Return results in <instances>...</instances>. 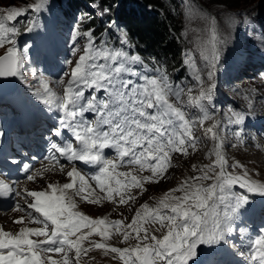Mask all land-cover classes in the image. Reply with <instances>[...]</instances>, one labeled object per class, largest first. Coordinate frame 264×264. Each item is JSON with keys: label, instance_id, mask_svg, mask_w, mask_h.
<instances>
[{"label": "snow or ice", "instance_id": "1", "mask_svg": "<svg viewBox=\"0 0 264 264\" xmlns=\"http://www.w3.org/2000/svg\"><path fill=\"white\" fill-rule=\"evenodd\" d=\"M50 3L35 0L24 8L0 10V49H4L0 78L27 83L26 74L31 71L36 84L29 86L28 94L42 106L40 111L51 114L47 159L53 167L59 165L61 173L66 167L61 158L71 165L66 172L69 182L50 183L42 191H21L15 181L0 179V200L23 197L25 206L16 202L12 210L26 212L29 223L39 225L21 227L16 234L0 227V264H81L82 256L92 250L112 254L121 264H234L228 258L235 255L244 264H264V227L252 235L246 224V219L257 216L264 220V181L253 179L238 161L229 164L223 152L228 126H237L234 135L243 141L246 113L230 110L226 123L213 115L215 73L223 42L216 18L189 6L187 15L198 11L205 26L189 41L194 46L183 52L188 75L176 80L155 57L146 61L132 51L128 32L116 21L109 18L105 25L114 40L103 35L98 40L95 29L76 27L64 58L70 71H64L53 88L52 81L30 67L29 46L21 47L18 39L40 26L37 19H27L29 11L38 15L49 10ZM92 7L109 15L113 5L105 6V0H100ZM183 35L187 37V30ZM80 52L75 62L69 58ZM53 53L60 55L55 40ZM197 55L204 62L202 67L197 65ZM193 81L200 88L198 95L189 87ZM209 120L214 122L204 129V138L196 136V128ZM4 136L0 129V138ZM205 139L213 145L207 154L210 163L193 164L194 175L182 179L153 204H141L130 223L92 218L79 210L77 198L89 204L106 200L116 206L128 205L147 192L145 184H159L167 178L174 155L186 157L199 151ZM106 149L114 155L106 156ZM77 162L96 171L82 173ZM129 166V171L118 170ZM20 170L28 173L27 180L35 181L53 168L33 172L31 165L22 164ZM144 171L149 174H134ZM132 189H139L138 195ZM24 221L21 216L13 222ZM117 235L127 247L108 243ZM235 236L245 251H232L237 248ZM57 255L59 259L54 258Z\"/></svg>", "mask_w": 264, "mask_h": 264}, {"label": "rangeland", "instance_id": "2", "mask_svg": "<svg viewBox=\"0 0 264 264\" xmlns=\"http://www.w3.org/2000/svg\"><path fill=\"white\" fill-rule=\"evenodd\" d=\"M176 1L178 11L181 14L182 34L180 44L183 46V51L179 60L180 66L171 68L169 70L171 76H169L174 78L173 80H176L177 78L188 75V70L183 64V52L194 46L192 43H189V41L194 40L198 31L203 29L205 25L198 11H195L191 17L187 15V12L189 6L194 10L203 9L205 13L216 18L218 30L223 41L220 47L218 62L220 75L215 78V82L217 81L218 85L215 90L216 111L213 115L215 119L222 120L226 123V114L229 113L230 110L244 112L247 118L242 126L243 133L249 130L248 135L254 134L250 132V130H256L257 126L250 124L251 122L256 120V118H260L264 125V66L260 65L258 68H255L259 63L256 61V55L250 54L254 48L250 46L249 42L251 41L250 39H257V37L264 41V34L259 31V28L263 30L264 0ZM34 2L35 0H0V10H6L11 7L24 8ZM91 5V3L90 5L81 3L80 7L83 12L85 11V13H89L91 16L96 15L98 16L97 18H99V14ZM28 14H30V11ZM71 22L73 21H70V23ZM67 28L72 33L76 27L74 24H71L67 26ZM186 30L188 35L185 38L183 33ZM26 34L27 33H24L18 38L21 47L28 43V37L25 38ZM255 35L257 36L255 37ZM69 38L70 35L68 36V39ZM84 42L83 38H81L79 41L81 47H83ZM2 53H4V49H0V54ZM81 54L83 53H78V55ZM221 61L223 62L221 63ZM203 63L204 62L197 55V65L202 67ZM241 63L243 64L241 65ZM182 66L186 69L185 71H183ZM233 66V72L227 70L232 69ZM178 73L183 75L180 76ZM208 83L207 81L205 82V88L208 87ZM189 87L193 88V95L199 94L200 88L195 85L194 81L189 83ZM216 92H218L217 96ZM222 100L225 102L223 105L220 104ZM213 122V120H209L205 122L202 128L197 127L195 135L204 138V129L210 127ZM246 122H250L248 123L250 125L247 127ZM234 127L237 128L235 125H230L224 131L223 152L229 164L238 161L248 169L253 179L259 181L260 179H264V171L262 168V166L264 167V131H260L261 133L257 135L258 139L255 143L253 139L247 135L248 143L244 138L243 141H241L235 137L234 132L236 130H233ZM243 136L245 135L243 134ZM203 145L199 146V151L192 152L189 156L181 157L174 155L172 159L173 167L169 169L167 178L162 180L159 184H147V192L143 196H139L138 199L131 201L128 205L114 206L112 204H104L103 206H98L95 204H82L80 208L83 209L84 212L91 214L93 216L92 218L107 217L110 219L112 217H118L124 220L125 223H130L141 204L146 201L150 205L153 204L155 200L161 197L167 190L176 187L182 179L194 175L195 173L191 171V166L193 164L200 166L210 163L207 152H209L213 145L211 141L207 139ZM233 145H235V147H233ZM138 193L139 191H137L135 195H138ZM160 234L161 233H157V235ZM92 239L99 240V237L94 236ZM108 243L116 247L128 246V244L122 242V237L118 235L108 241ZM129 243H135V241H130ZM81 264H121V262L112 259V254L106 256L103 250H92L87 256H82Z\"/></svg>", "mask_w": 264, "mask_h": 264}, {"label": "trees", "instance_id": "3", "mask_svg": "<svg viewBox=\"0 0 264 264\" xmlns=\"http://www.w3.org/2000/svg\"><path fill=\"white\" fill-rule=\"evenodd\" d=\"M84 1L92 5L100 3V0ZM109 4L113 5L109 15H101L98 20L86 14L80 28L95 29L98 40L101 35L114 40L111 30L106 33L105 25L109 18L113 20L115 17L117 24L128 32L132 51L138 52L147 61L155 57L167 69L180 66L182 25L176 0H105V6Z\"/></svg>", "mask_w": 264, "mask_h": 264}, {"label": "bare ground", "instance_id": "4", "mask_svg": "<svg viewBox=\"0 0 264 264\" xmlns=\"http://www.w3.org/2000/svg\"><path fill=\"white\" fill-rule=\"evenodd\" d=\"M85 6V5H84ZM243 63H241V65H242ZM4 78H2V80H3ZM218 92H216V96L218 95L217 94ZM223 103H225L223 100L220 102V104H222L223 105ZM227 103H228V101H227ZM250 123V122H249ZM230 130V129H229ZM260 131H264V127H262L261 128V130ZM230 134V133H229ZM249 134V133H248ZM227 137H228V135H227ZM245 137V136H244ZM231 138H233V137H231ZM237 139V138H236ZM206 142V139L204 140V143ZM204 146V145H203ZM207 147V146H206ZM207 150H208V148H207ZM208 153V152H207ZM262 168H263V171H264V167L262 166ZM56 177H59V179H61V178H63V176L62 175H56ZM259 181V180H258ZM260 181H264V179H260ZM110 207V206H109ZM2 220H5V217H3L2 218ZM7 225V224H6ZM11 226V225H10ZM116 243V242H115ZM123 244V243H122ZM123 247V246H122Z\"/></svg>", "mask_w": 264, "mask_h": 264}]
</instances>
